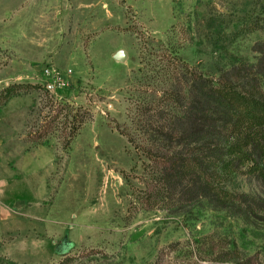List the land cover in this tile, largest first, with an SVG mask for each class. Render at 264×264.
I'll return each instance as SVG.
<instances>
[{"label":"rangeland","instance_id":"rangeland-1","mask_svg":"<svg viewBox=\"0 0 264 264\" xmlns=\"http://www.w3.org/2000/svg\"><path fill=\"white\" fill-rule=\"evenodd\" d=\"M260 46L264 0H0V264H264L245 143L212 170L241 213L162 194L145 153L190 72Z\"/></svg>","mask_w":264,"mask_h":264},{"label":"trees","instance_id":"trees-1","mask_svg":"<svg viewBox=\"0 0 264 264\" xmlns=\"http://www.w3.org/2000/svg\"><path fill=\"white\" fill-rule=\"evenodd\" d=\"M260 47L258 69L237 64L216 80L190 72L183 82L186 97L180 93L182 88L172 95L178 111L152 130L149 136L155 145L145 151L149 159L163 164L159 174L162 194H180L183 200L195 197L238 213L246 203L257 205L249 204L247 195L224 191L212 170L224 162L226 153L238 154L236 148L245 143V157L258 168L257 178L264 182L259 147L264 145V46ZM244 126L246 136L241 138L239 131Z\"/></svg>","mask_w":264,"mask_h":264},{"label":"built area","instance_id":"built-area-1","mask_svg":"<svg viewBox=\"0 0 264 264\" xmlns=\"http://www.w3.org/2000/svg\"><path fill=\"white\" fill-rule=\"evenodd\" d=\"M46 77L49 79V80H53L52 79V74L50 71H46ZM51 82V81H50ZM47 90L51 91L53 88H54V83L51 82V83H48L47 86H46Z\"/></svg>","mask_w":264,"mask_h":264},{"label":"water","instance_id":"water-1","mask_svg":"<svg viewBox=\"0 0 264 264\" xmlns=\"http://www.w3.org/2000/svg\"><path fill=\"white\" fill-rule=\"evenodd\" d=\"M125 53L124 52H118L115 56V60L122 62L124 60Z\"/></svg>","mask_w":264,"mask_h":264}]
</instances>
